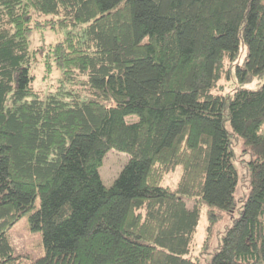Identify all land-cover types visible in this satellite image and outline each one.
Segmentation results:
<instances>
[{
	"label": "trees",
	"instance_id": "1",
	"mask_svg": "<svg viewBox=\"0 0 264 264\" xmlns=\"http://www.w3.org/2000/svg\"><path fill=\"white\" fill-rule=\"evenodd\" d=\"M263 122L264 0H0V264L27 211L30 264H264ZM109 149L129 159L107 188Z\"/></svg>",
	"mask_w": 264,
	"mask_h": 264
},
{
	"label": "rangeland",
	"instance_id": "2",
	"mask_svg": "<svg viewBox=\"0 0 264 264\" xmlns=\"http://www.w3.org/2000/svg\"><path fill=\"white\" fill-rule=\"evenodd\" d=\"M64 30H52V29H39L35 30L32 36V46L37 47L39 45L52 43L56 40L60 39L64 35ZM35 78L34 85L41 89L47 90L53 88L57 85V80L60 77L59 71L54 69L53 72L49 75L44 71V67L41 61H36V65L33 69ZM125 119L128 121H135L138 119L136 114H130L125 116ZM227 128L230 129L229 123H226ZM260 133L264 134V122L259 129ZM234 149L236 154L238 155L242 150V142L240 139H234ZM129 155L125 152H121L115 149H109L102 160V165L99 167V173L105 187H110L118 175L119 171L123 167V165L128 161ZM234 165L239 173V180L237 189L235 192V200L238 207L235 208L234 213L236 214L237 209L240 206L242 197L244 196V192L246 190V173L244 167L241 165V162L237 159L234 161ZM244 174V182L242 181V175ZM181 175V167L179 165L175 166L172 170L165 173L161 184L174 186L179 177ZM192 202L187 201V207H192ZM29 211L25 212L21 215L18 220L11 225L7 230V236L9 242L13 248V255L16 258L13 260V264H30L32 261L43 255V243L41 232L37 230L30 229L29 224ZM231 221V214H224L223 218L219 220L215 225V233H222L224 227L228 225ZM205 217L203 208L200 211V217L197 224L196 232L193 236L192 245L194 247V253H198L199 246L202 244V240L205 233Z\"/></svg>",
	"mask_w": 264,
	"mask_h": 264
}]
</instances>
